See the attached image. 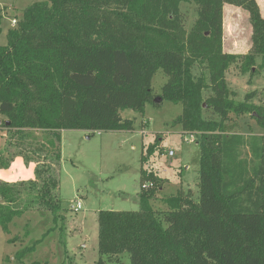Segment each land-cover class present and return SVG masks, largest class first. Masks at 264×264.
<instances>
[{
  "label": "trees",
  "instance_id": "trees-1",
  "mask_svg": "<svg viewBox=\"0 0 264 264\" xmlns=\"http://www.w3.org/2000/svg\"><path fill=\"white\" fill-rule=\"evenodd\" d=\"M183 3L196 6L190 30ZM226 4L249 13L251 47L244 55L224 51ZM7 39L0 46V128L8 131L0 170L18 157L36 166L33 180L0 182V227L9 232L16 218L43 210L55 225L17 252L21 264L51 232L65 237L62 132H132L135 121L121 112L143 113L164 100L182 106L173 125L200 148L199 199L179 190L165 199L167 211H157L152 199L162 181L142 169L153 187L141 188L139 209L98 213L96 264L120 263L123 254L131 264H264V136L229 134L225 126L245 114L252 96L231 99L227 71L238 65L253 73L258 58L264 69V17L256 0H47L27 7ZM159 71L167 81L157 95ZM255 109L264 128V108ZM159 147L149 146L142 163Z\"/></svg>",
  "mask_w": 264,
  "mask_h": 264
},
{
  "label": "rangeland",
  "instance_id": "rangeland-1",
  "mask_svg": "<svg viewBox=\"0 0 264 264\" xmlns=\"http://www.w3.org/2000/svg\"><path fill=\"white\" fill-rule=\"evenodd\" d=\"M45 1L0 0V46L7 45V34L9 30L17 28L24 10L33 3ZM226 5V50L232 51V41L236 40L238 52L232 54L244 55L251 29L249 13L239 6ZM181 9L187 17L186 27L190 30L197 18L196 6L183 3ZM13 20H17L15 26ZM260 59H257L253 73L243 74L238 65L231 66L226 73L231 99L243 102L247 95L252 94L245 114L240 117L233 115L225 123L229 134L238 133L247 138L264 136V128L254 119L255 108H264V69L260 67ZM193 72L199 75L201 71L195 67ZM166 81L163 72L159 71L153 80L155 94L162 93ZM208 94L204 93L205 97ZM182 110L181 105L164 100L160 105L148 104L143 113L131 109L122 111L123 119L135 121V130L132 132L63 131L58 192L62 201V214L66 218L65 237L60 236L58 229L51 232L35 252L25 257L24 264H96L99 260L98 213L101 210L137 211L141 188L146 185L147 188L153 187L151 181L142 179V169L147 174L156 173L162 181V187L152 199L157 211H167L165 199L175 196L179 190L191 192L192 198L198 201L200 148L194 141L195 137L185 134L180 125H173ZM204 116L210 118L213 114L206 111ZM213 118L218 120L217 116ZM3 119L4 116L0 115V120ZM7 132L0 128L1 149L6 146ZM35 136L42 141V135ZM154 144H159V149L142 163V155H146L148 147ZM170 151L174 152L173 156H169ZM247 158L250 160L251 156ZM16 159L9 169L0 170V182L16 183L35 178L36 165L24 164L23 158ZM78 203L81 204L80 209L77 208ZM54 226L52 215L43 210L28 211L16 218L9 226V232L0 227V264H21L15 258L17 252L33 245ZM15 238V243L9 242ZM63 240L66 241V248ZM120 260V263L107 261L106 264H131L128 254H123Z\"/></svg>",
  "mask_w": 264,
  "mask_h": 264
},
{
  "label": "crops",
  "instance_id": "crops-1",
  "mask_svg": "<svg viewBox=\"0 0 264 264\" xmlns=\"http://www.w3.org/2000/svg\"><path fill=\"white\" fill-rule=\"evenodd\" d=\"M258 4H259V7L261 9V14L262 16L264 17V0H257ZM228 9V5H225L224 7V25H225V14H226V10ZM249 21V20H248ZM249 23V22H248ZM251 35H252V28L250 29V33H249V45L246 47V49L243 51V54H246L250 47H251V43H250V39H251ZM226 38H225V33H224V37H223V47H224V50L228 53H234L235 51L238 52V44H236V40H233L232 41V51H227L226 50ZM260 59V58H259ZM261 60V59H260ZM1 121V120H0ZM20 158H17L16 160H19ZM24 162V161H23ZM25 164V163H24ZM35 169V167H34Z\"/></svg>",
  "mask_w": 264,
  "mask_h": 264
},
{
  "label": "built area",
  "instance_id": "built-area-1",
  "mask_svg": "<svg viewBox=\"0 0 264 264\" xmlns=\"http://www.w3.org/2000/svg\"><path fill=\"white\" fill-rule=\"evenodd\" d=\"M16 23H17V20H13V21H12L13 26H15ZM173 155H174V152H173V151H170V152H169V156H173ZM151 185H152V184H151ZM143 188H144V189H148V188H147V185L144 186ZM80 207H81V204L78 203L77 208L80 209Z\"/></svg>",
  "mask_w": 264,
  "mask_h": 264
},
{
  "label": "water",
  "instance_id": "water-1",
  "mask_svg": "<svg viewBox=\"0 0 264 264\" xmlns=\"http://www.w3.org/2000/svg\"><path fill=\"white\" fill-rule=\"evenodd\" d=\"M1 123V122H0Z\"/></svg>",
  "mask_w": 264,
  "mask_h": 264
}]
</instances>
